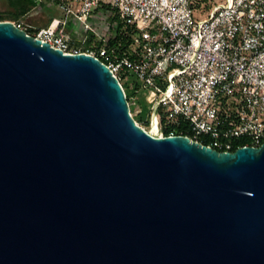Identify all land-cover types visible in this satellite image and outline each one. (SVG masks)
Instances as JSON below:
<instances>
[{
  "label": "water",
  "instance_id": "water-1",
  "mask_svg": "<svg viewBox=\"0 0 264 264\" xmlns=\"http://www.w3.org/2000/svg\"><path fill=\"white\" fill-rule=\"evenodd\" d=\"M0 264H264V142L151 134L100 59L2 20Z\"/></svg>",
  "mask_w": 264,
  "mask_h": 264
},
{
  "label": "built area",
  "instance_id": "built-area-1",
  "mask_svg": "<svg viewBox=\"0 0 264 264\" xmlns=\"http://www.w3.org/2000/svg\"><path fill=\"white\" fill-rule=\"evenodd\" d=\"M60 1L64 17L45 27L13 23L64 53L95 56L122 87L119 71L133 74L156 135L204 137L220 152L264 142V0H224L203 18L195 0Z\"/></svg>",
  "mask_w": 264,
  "mask_h": 264
},
{
  "label": "rangeland",
  "instance_id": "rangeland-1",
  "mask_svg": "<svg viewBox=\"0 0 264 264\" xmlns=\"http://www.w3.org/2000/svg\"><path fill=\"white\" fill-rule=\"evenodd\" d=\"M37 3V7L33 8L27 15L20 20L14 22H20L23 25H31L32 28L45 27L49 17L62 18L64 12L61 8L60 0H34ZM39 1V3H38ZM224 0H195L194 9L197 16L203 18L207 16L212 8L222 3ZM12 11L9 0H0V13L7 14ZM72 21V19H71ZM110 23L118 21L117 17L113 15L108 20ZM107 23V21H106ZM32 31V29H30ZM119 76L122 78L123 86L126 89L127 97L129 100L130 111L133 117L140 126H143L146 130L151 126V104L144 98L145 92L136 94L133 88L141 87V82L137 78L127 71H119ZM155 134L160 132V129L155 126ZM205 140L204 137L201 139Z\"/></svg>",
  "mask_w": 264,
  "mask_h": 264
},
{
  "label": "trees",
  "instance_id": "trees-1",
  "mask_svg": "<svg viewBox=\"0 0 264 264\" xmlns=\"http://www.w3.org/2000/svg\"><path fill=\"white\" fill-rule=\"evenodd\" d=\"M9 4H10V7L12 8V11L7 14L0 13V21L9 20V21L14 22V21L20 20L22 17L27 15L33 8L37 7V3H35L34 0H9ZM52 19L54 18L49 17L47 24ZM27 32L30 33L31 30H28ZM98 44H100L99 41H98ZM123 88L126 92V89L124 86ZM126 97H127V93H126ZM127 101L129 102L128 97H127ZM134 119L138 121L135 117ZM202 143L205 144L206 141H202Z\"/></svg>",
  "mask_w": 264,
  "mask_h": 264
},
{
  "label": "bare ground",
  "instance_id": "bare-ground-1",
  "mask_svg": "<svg viewBox=\"0 0 264 264\" xmlns=\"http://www.w3.org/2000/svg\"><path fill=\"white\" fill-rule=\"evenodd\" d=\"M145 130H146V129H145ZM154 130H155V123H154V117H152V118H151V126H150V129L147 130V131H148L149 133H151V134H155Z\"/></svg>",
  "mask_w": 264,
  "mask_h": 264
},
{
  "label": "crops",
  "instance_id": "crops-1",
  "mask_svg": "<svg viewBox=\"0 0 264 264\" xmlns=\"http://www.w3.org/2000/svg\"><path fill=\"white\" fill-rule=\"evenodd\" d=\"M27 26H31V25H27ZM31 27H33V26H31Z\"/></svg>",
  "mask_w": 264,
  "mask_h": 264
}]
</instances>
